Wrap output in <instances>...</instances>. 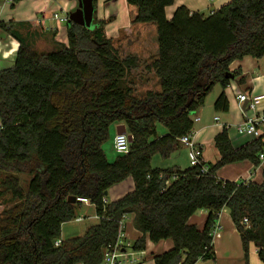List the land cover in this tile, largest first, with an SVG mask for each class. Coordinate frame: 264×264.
<instances>
[{
	"label": "trees",
	"instance_id": "1",
	"mask_svg": "<svg viewBox=\"0 0 264 264\" xmlns=\"http://www.w3.org/2000/svg\"><path fill=\"white\" fill-rule=\"evenodd\" d=\"M174 2L126 0L135 9L131 25L156 26L157 59L146 69L159 90L141 97L133 95L129 79L138 59L120 58L105 35L112 19L94 16L93 30L67 22V44L41 54L21 34L28 24L0 23L18 43L13 66L0 70V200L8 206L0 212V264H101L117 242L123 216H132L141 234L131 246L134 253L144 251L147 240H170L171 249L152 255L154 264H196L213 256L211 232L223 209L230 212L245 259L253 244L264 264V173L260 183L216 176L238 162L257 166L261 138L234 148L224 127L214 138V164L150 166L154 155L166 158L181 147L179 139L191 133L216 84L221 91L213 110L229 111L225 89L233 80L226 75L245 84L231 64L264 58V0H231L207 17L179 6L167 19ZM115 125H124L132 142L109 163L102 146ZM128 178L133 190L104 204L105 193ZM76 198L87 199L98 220L56 247L61 226L81 209ZM201 210L207 217L199 230L188 220Z\"/></svg>",
	"mask_w": 264,
	"mask_h": 264
},
{
	"label": "crops",
	"instance_id": "2",
	"mask_svg": "<svg viewBox=\"0 0 264 264\" xmlns=\"http://www.w3.org/2000/svg\"><path fill=\"white\" fill-rule=\"evenodd\" d=\"M230 1L231 0H213L209 3L206 0H175L173 6L166 9V17L167 19H170L174 10L179 6H185L191 12H198L200 14L205 10H208L210 14L211 11L218 10L223 5L230 3ZM66 4V0H20L16 4H13L12 0H0V23L7 24L12 22L15 26L23 23L28 24L29 26L38 29L42 35H44V33L45 35H48L49 33L56 32V37L61 39H57L56 42L66 45V35H64L66 25L55 23L51 19V14L57 11L60 12L61 16L65 13L69 14V11L66 10ZM112 8H114V10L116 9L115 16H113L114 10ZM120 13H123L122 17H120ZM94 16H96L98 20L105 22H107L108 19H112L106 24L107 29L105 30V33L106 36L109 35L108 39L112 38L111 35L118 32V30H128V28H130L128 26L130 23L126 0H96ZM137 25L142 26L148 24ZM17 49V41L0 29V70L11 68L13 66ZM230 71H239L240 75L245 77V84L240 87L236 80H233L225 89V94L229 102V111L227 113L215 112L213 110L214 101L211 100L209 103L206 101L205 106H203L194 117L197 118L198 121L194 123L191 137L200 147L202 160L206 164H214L219 158V154L214 147V138L224 127L229 130L228 136L234 148L252 140L249 137L238 136L235 132V126L240 124L243 120L240 107L235 99L236 95L244 92L254 95L264 94V58L254 59L251 57H245L240 61L233 62L230 66ZM245 88H249V90L244 91ZM149 90H159L157 79L154 88L148 89L147 91ZM262 105L264 106V101L262 102ZM215 118H217V121L214 120ZM118 126L119 125L114 126L115 135ZM115 135L113 136V139ZM263 173L264 160H259L257 166L249 161H243L220 168L217 171L216 176L218 179L234 183L239 181L260 183ZM132 190L133 181L128 178L124 182L112 187L107 192V201L114 202ZM82 206L91 207L94 212L93 206ZM206 217V211H198L189 218L188 224L201 230L204 227ZM211 235L213 245L212 258L208 260H199L196 264H263L259 260L257 249L253 244L248 246L247 258L245 259L240 235L233 225L228 209H223L219 214L216 228L212 230ZM140 236L141 234L139 233L137 238ZM127 238L128 234H126L125 226L124 240ZM60 240H66V238H61L60 235ZM124 244L129 245L128 242H124ZM171 247L172 242L170 240L161 241L157 244H153L147 240L144 251L137 253L133 252L138 255V257H136L132 264H154L152 255L162 254L171 249ZM123 249L127 253L126 246ZM125 262L129 261L124 260L123 263Z\"/></svg>",
	"mask_w": 264,
	"mask_h": 264
},
{
	"label": "rangeland",
	"instance_id": "3",
	"mask_svg": "<svg viewBox=\"0 0 264 264\" xmlns=\"http://www.w3.org/2000/svg\"><path fill=\"white\" fill-rule=\"evenodd\" d=\"M103 1V0H99ZM66 10L74 12L78 5L75 0H66ZM114 7V6H113ZM114 10V8H112ZM129 23L130 18L135 14V9L127 6ZM169 13V12H167ZM54 14H58L60 16V12H54L51 14V19L57 23L54 18ZM116 14V9L113 12V16ZM120 17H122L123 13H120ZM204 17L209 15L208 10L202 12ZM97 19V18H96ZM98 20V19H97ZM102 21V20H101ZM130 28L128 30H118L115 34H112V45L118 51L120 58H125L127 56H133L138 59L139 65L138 67L131 72L130 80L133 81L132 89L133 95L137 97H141L148 89H153L156 78L154 73L151 70L146 69L151 62L157 59L158 48H157V34H156V26L155 24L148 25H128ZM107 25L104 26V32L107 29ZM43 33V31H42ZM21 34L25 38V42L28 47L36 52L37 54L50 52L54 49L56 40L60 39L56 37V32L49 33L48 35H42L38 29L27 26L21 29ZM52 34V35H50ZM65 35V34H64ZM106 35V33H105ZM109 36V35H108ZM108 36H106L108 38ZM63 37V36H62ZM61 37V38H62ZM65 38V37H63ZM61 40V39H60ZM13 60V59H12ZM9 65V64H8ZM220 86L216 84L212 91L208 94L205 99V103H209L211 100H215L218 94L220 93ZM204 103V106H205ZM164 129L161 125H158V133L161 135ZM115 135L114 126L110 129V139L102 146V149L105 153L107 161L112 163L115 157L118 155L114 150L113 144V136ZM174 163V164H173ZM150 166L153 169H170L174 166L177 168L184 170L190 167V154L189 150L186 147H181L178 150L171 153L168 157L164 158L159 154L154 155L151 158ZM23 182L24 179L21 178ZM8 199L9 196H6ZM109 198V197H108ZM107 199V197H106ZM8 208L7 205H1L0 200V212ZM77 217L82 218L81 222H76L75 220L65 223L61 227V238H72L76 236H82L85 230L91 226L96 224L97 220L95 219L94 212L91 207L82 206L80 210L77 212ZM125 219L124 225L126 226V234H128V238L124 240L129 245L126 246V251L130 255L128 257L129 262L123 263L124 259H121V263L123 264H132L138 255L134 254L131 250V246L138 239V231L135 230L133 225V217L127 216ZM71 236V237H70Z\"/></svg>",
	"mask_w": 264,
	"mask_h": 264
},
{
	"label": "built area",
	"instance_id": "4",
	"mask_svg": "<svg viewBox=\"0 0 264 264\" xmlns=\"http://www.w3.org/2000/svg\"><path fill=\"white\" fill-rule=\"evenodd\" d=\"M206 1L211 3L213 0ZM213 12L214 11H211L210 14H212ZM68 15V13H65L62 16L54 14V18L57 23L66 25V23L68 22ZM235 99L238 106L240 107L241 114L243 117L242 122L235 126V132L238 136L241 137H249L251 139L261 138L263 142V150L259 153L258 159L264 160V106L262 105V102L264 101V94L254 95L248 92L238 93ZM214 120L217 121V118H215ZM197 121L198 119L194 118V123ZM191 133L187 136L181 137L179 139V144L189 150L190 166L196 167L201 165L203 163V160L201 155V149L193 141ZM127 135L128 134L115 135L113 139V144L116 153L126 154L128 152L129 143ZM202 172L206 173L207 169L203 167ZM76 202L81 205H90L89 201L85 198H76ZM103 203L108 204L109 202L107 201V199H103ZM95 219L98 220L97 216H95ZM125 219H127V216H123L122 220L119 222L120 233L117 237V242L114 246H109L108 249L105 251L101 264H122L121 259L128 260V257H130L123 249L125 246H127L126 244H124ZM82 220L83 219L80 217H77L75 219L76 222H81ZM243 224H248L246 219L243 220ZM60 243L61 240H57L55 241L54 245L58 247Z\"/></svg>",
	"mask_w": 264,
	"mask_h": 264
},
{
	"label": "water",
	"instance_id": "5",
	"mask_svg": "<svg viewBox=\"0 0 264 264\" xmlns=\"http://www.w3.org/2000/svg\"><path fill=\"white\" fill-rule=\"evenodd\" d=\"M77 2V9L68 15V22L81 26L87 30H93V20L95 15V0H75ZM227 78L234 80V76L231 73L226 75ZM244 107V106H243ZM127 134L124 125H119L116 129V135ZM128 143L131 144L132 137L127 135ZM107 193H105V196Z\"/></svg>",
	"mask_w": 264,
	"mask_h": 264
}]
</instances>
